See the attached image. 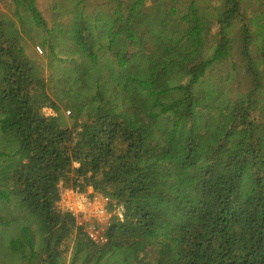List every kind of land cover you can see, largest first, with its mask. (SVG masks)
I'll use <instances>...</instances> for the list:
<instances>
[{
	"label": "trees",
	"instance_id": "16d2710c",
	"mask_svg": "<svg viewBox=\"0 0 264 264\" xmlns=\"http://www.w3.org/2000/svg\"><path fill=\"white\" fill-rule=\"evenodd\" d=\"M8 1L0 264H264V0H54L50 26ZM226 64L234 98L207 78ZM61 185L114 201L105 244L57 209Z\"/></svg>",
	"mask_w": 264,
	"mask_h": 264
},
{
	"label": "built area",
	"instance_id": "2783aa9c",
	"mask_svg": "<svg viewBox=\"0 0 264 264\" xmlns=\"http://www.w3.org/2000/svg\"><path fill=\"white\" fill-rule=\"evenodd\" d=\"M114 201L92 188L82 192L79 188L61 185L60 198L56 203L59 211L71 215L76 226L95 244L107 242L106 231L119 210L112 209Z\"/></svg>",
	"mask_w": 264,
	"mask_h": 264
},
{
	"label": "rangeland",
	"instance_id": "374dc122",
	"mask_svg": "<svg viewBox=\"0 0 264 264\" xmlns=\"http://www.w3.org/2000/svg\"><path fill=\"white\" fill-rule=\"evenodd\" d=\"M99 1L98 0H87L88 9L91 10L94 7V4H97V2H99ZM107 1L108 0H103V1H100V2L103 3V2H107ZM8 2H9L8 0H0V11H5V7H6ZM37 3H38L39 9L43 13V16L46 18V20L49 22V26H50L52 24V20H53V18H52V16H53V14H52L53 6L52 5L54 3V0H37ZM25 38L27 40V43H29L31 45L32 41L27 36H25ZM37 39L40 40L41 37L38 36V37H36V40ZM52 41H53V44H56L58 42V39L55 36H53ZM55 47H56V45H55ZM34 50L37 53L39 61L43 62V65H44V68H45V71H46V54H47L46 50L44 48H42V46H40L38 44H36V46H34ZM62 52H64L65 54H70L68 47L62 49ZM56 53H57V50H56ZM29 57L30 58L32 57L31 59H33V60H35V58H36V56H34L32 54ZM71 63H72V61H71ZM229 66H230L229 64L228 65L226 64V67H223V68L226 69V71L224 73L222 72L223 69L215 68V70L213 72L208 74L207 78H208L210 84L215 83L217 80L220 79L222 81L221 82V87H223L224 90H225V92H223V94L226 95V96L234 98L238 94L243 93V91L246 89V86L244 85V81H243V79L240 76L238 78V82L234 81L233 78L227 76V72L228 71L233 74V71L231 69L232 66H230V67ZM99 70L100 69L97 67L94 70V72L92 71L93 75L99 74ZM48 74L49 73H46L45 76H48ZM70 74H71V71H70ZM72 76H71V78H72ZM50 83H51V80H50ZM238 85H241V87L239 88ZM50 86H51V92H53L54 90L57 92V90H56V88H55V86L53 84L50 85ZM46 113L47 114H52L49 110H47ZM68 115H69L68 112H66V116H68ZM9 231H10L9 228L6 229V230L5 229L4 230L0 229V232H3L2 235L0 236V238H1V241H0V258L1 259H0V261L4 258L2 255L4 254V252L8 248V244H7L6 239H2V238H3V236H5V234H7V236H11ZM69 258H70V253L67 254V256H66V261L67 262H68ZM7 264H18V262L9 261V263H7Z\"/></svg>",
	"mask_w": 264,
	"mask_h": 264
}]
</instances>
